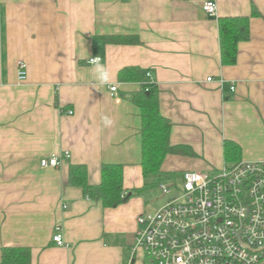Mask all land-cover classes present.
Listing matches in <instances>:
<instances>
[{
    "label": "crops",
    "instance_id": "0c3cea01",
    "mask_svg": "<svg viewBox=\"0 0 264 264\" xmlns=\"http://www.w3.org/2000/svg\"><path fill=\"white\" fill-rule=\"evenodd\" d=\"M205 1L215 2V16L204 13ZM252 6L264 15V0H0V264L4 248H28L30 264L130 260L136 218L149 209L146 188L103 208L66 186L71 164L85 166L90 185L103 164L121 165L128 193L151 176L161 184L230 163L226 141L240 148L239 161L264 160V21L250 16ZM238 16L249 17V39L234 65H222L217 19ZM125 68L150 73L169 144L192 154L167 155L146 179L130 100L145 79L121 81ZM64 153L56 168L39 165ZM56 226L63 246L51 240Z\"/></svg>",
    "mask_w": 264,
    "mask_h": 264
},
{
    "label": "built area",
    "instance_id": "2783aa9c",
    "mask_svg": "<svg viewBox=\"0 0 264 264\" xmlns=\"http://www.w3.org/2000/svg\"><path fill=\"white\" fill-rule=\"evenodd\" d=\"M204 13L215 16L214 1H205ZM99 58L88 63L99 62ZM19 82L26 80V65L17 64ZM144 91L154 88L149 72ZM233 90V87L230 88ZM116 92V87L109 88ZM68 154L39 160L44 168H56ZM166 197L154 212L136 218L130 260L142 264H262L264 261V160L224 163L218 169L188 171L181 186L159 184ZM126 194V192H124ZM64 242L59 226L51 238Z\"/></svg>",
    "mask_w": 264,
    "mask_h": 264
},
{
    "label": "trees",
    "instance_id": "16d2710c",
    "mask_svg": "<svg viewBox=\"0 0 264 264\" xmlns=\"http://www.w3.org/2000/svg\"><path fill=\"white\" fill-rule=\"evenodd\" d=\"M251 17L264 21V15L258 13L254 6ZM220 62L222 65H234L237 45L249 39V17H222L217 19ZM106 42H128L124 38L111 37ZM136 40H133V43ZM121 81H141L139 70L125 68L119 71ZM138 92L131 94V102L139 109L140 114V151L141 172L144 179L149 175L159 174L161 165L167 155H189L191 151L185 146L169 144L170 123L159 114L157 92L152 88L144 91V85ZM223 155L226 162L239 161L240 148L231 141L224 142ZM68 187H77L84 197L100 202L103 208H114L126 202L131 196L139 194L147 187L132 189L124 194L122 186V166L119 164H103L100 168V182L90 185L87 182V171L84 165H69ZM1 264H30L28 248H4L1 251Z\"/></svg>",
    "mask_w": 264,
    "mask_h": 264
},
{
    "label": "rangeland",
    "instance_id": "374dc122",
    "mask_svg": "<svg viewBox=\"0 0 264 264\" xmlns=\"http://www.w3.org/2000/svg\"><path fill=\"white\" fill-rule=\"evenodd\" d=\"M160 179L161 178L159 176H151L149 178V181L151 183L147 182L146 180L143 183L147 184L146 190L144 192V198L147 202L150 203L148 212H154L165 202L166 197L162 195L161 191L158 188V182ZM161 181H163L162 184H170L171 182H174L177 189H179L181 186V177H179L178 173H174L169 177L162 178Z\"/></svg>",
    "mask_w": 264,
    "mask_h": 264
},
{
    "label": "water",
    "instance_id": "95a60500",
    "mask_svg": "<svg viewBox=\"0 0 264 264\" xmlns=\"http://www.w3.org/2000/svg\"><path fill=\"white\" fill-rule=\"evenodd\" d=\"M262 264H264V261H263V263Z\"/></svg>",
    "mask_w": 264,
    "mask_h": 264
}]
</instances>
